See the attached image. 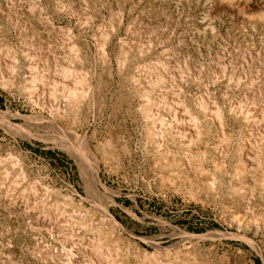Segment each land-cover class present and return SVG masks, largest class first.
Masks as SVG:
<instances>
[{"label":"rangeland","instance_id":"rangeland-1","mask_svg":"<svg viewBox=\"0 0 264 264\" xmlns=\"http://www.w3.org/2000/svg\"><path fill=\"white\" fill-rule=\"evenodd\" d=\"M53 25L60 28L59 33L53 32ZM104 42L106 57L100 51ZM235 42L251 60L247 61L250 67L262 61L254 72L248 70L243 81L249 82L255 72H264V0H0V110L25 130L0 124V264L94 263L79 239L85 236L98 245L91 229L112 230L114 225L103 215L104 206L122 226L121 257L132 259L136 252L156 258L158 264H173L180 254L209 264H264V187H254L251 180L258 175L261 153L255 141L262 134L253 131L252 122L241 126L228 121L233 135L225 166L230 169V164H237L238 155L233 152L243 136L246 146L254 149L243 157L248 167L244 189L232 195L226 187L213 184L221 179L215 166L226 147L217 119L208 122L202 114L198 116L200 132L185 144L183 130L175 132L181 120L171 118L165 107L155 106L149 115L142 114L141 104L146 101L129 92L134 84L147 86L148 70L159 69L163 63L174 83L162 84L161 94L173 87L183 104V70L188 72L198 63L197 81L193 84L188 77L186 82V104L199 94L221 102L220 86L208 73L218 64V54L228 50L223 64L228 68L225 81L229 78ZM40 43L52 54L47 63L50 73L58 54V63H67L65 67L79 77L84 73L92 86L81 108H66L60 118L55 106L44 108L42 98L33 102L28 90L41 73ZM49 97L55 99L51 93ZM189 107L191 114H199ZM82 133L89 137L91 155L101 161V181L107 186L102 192H94L83 179L82 173L90 172L92 156L86 151L82 162L77 158L75 142ZM60 140L74 142L72 150L62 147ZM203 155V188L177 180L183 168L180 163L171 165L172 159L193 157L195 166ZM163 156L169 161L165 165L159 163ZM237 180L228 175L224 184L234 185ZM54 206L72 216L64 224L65 235L24 214L27 209H40V221L49 220L48 210ZM96 244L101 253L107 249L102 242Z\"/></svg>","mask_w":264,"mask_h":264},{"label":"bare ground","instance_id":"bare-ground-1","mask_svg":"<svg viewBox=\"0 0 264 264\" xmlns=\"http://www.w3.org/2000/svg\"><path fill=\"white\" fill-rule=\"evenodd\" d=\"M59 29L55 28V26H54V28L52 30L54 33L57 34L60 32ZM132 35H134V34H132ZM129 42H130V40H129ZM238 43L235 42V46H234L235 52L230 57L231 58V62H230L231 63L230 64L231 65V75L229 76V78L225 81L228 68L226 69V67L224 65L225 63L223 62L229 56L228 50L221 51L218 54V57H217L218 58V62H217L218 64L212 68L213 71H211V73H210V71L208 73V74H210V78H212L211 80L214 79V81L216 83H218V85L220 86V91L222 92V95H223V101H221V102H219L215 97L213 99L211 97L212 95L210 96L209 94H207L205 97L202 94L201 95L199 94V95L192 96V98H190L188 101V102H190V104L189 105L186 104L187 103L186 100L188 99V96H189V95H187V93L185 91L186 90L185 86L187 87L186 82L189 80L188 77H191L194 79L193 84H195V82L197 81L195 78L197 77V74L199 72V70L197 69V66H196V65H198V63L197 64L193 63V65L191 64L192 66L189 65V66H191L190 70L188 68V65L186 64V66L188 68V72H185L183 70V104L180 101V99H181L180 93H178L177 90H176L177 93H176V91H172L173 87L171 88L172 90L165 91V93L161 94L162 93L161 90L165 89V88L162 89L161 85L162 84L168 85L170 83L169 80H171L170 79L171 77L169 78L170 73L168 74V71L170 69H167V67L165 65H162L163 64L162 61H161L162 64H159L160 65L159 69H156L154 67V69L152 68L153 70L151 72H150V70H148L149 73H147V74H149V76H148V83H147L148 85L146 84L147 86H143V84H141V83H140L141 85L134 84L133 89L131 91L129 90L130 94L134 93L137 97L141 96V97H143V100L146 101V102H142V104H141V106L145 107L142 114L149 115L150 110H152L151 112H153V108L155 106H157L158 109H159V107H165L168 110V112L172 114L173 117L170 116L171 118L181 120L180 126L179 125L177 126L178 130H176V127H175L176 131L175 130H173V131L179 132V134H180L181 130H183L182 133H183V140H184L185 144L191 143L192 140H194L195 136L197 138V134L200 132V130L198 128V124L200 123V122H198V119H199L198 116L199 117L202 116L203 119H205L208 122H211L214 118L217 119V122H218L217 127H219L218 129H219L220 134L222 136H224L223 141H226V147H225V149L223 148L224 149L223 152L221 150V154H222L221 162L217 163L215 166L217 170L221 171V174H222L221 179L218 182H216V180H213L214 181L213 184H215V185L217 184L219 188L226 187L228 190L231 191L232 195H238V194H240L241 190L244 189V184H245L244 174H246L245 173V171H246L245 166L246 165L243 164V161H244L243 157H245V156L247 157L249 155V153H252L254 151V149L248 148V146H246V142L244 140L246 135L243 136V140L237 145L236 149L233 152V153L238 155L237 164L236 165L230 164V169H229V166H228V168H227V166H225L227 156L231 152V148H232L231 147V140H232L233 131H232V129L231 130L228 129L229 119H233L235 122L239 123L241 126H243L245 124L248 125L249 122H252L253 131L256 132L258 135L262 134L261 138L257 139L255 141V144H256L259 152L261 153V155L258 159V162L256 163L257 169H258V175H257V178L255 177L256 179H251V180H253L254 187L255 186L256 187H258V186L264 187V72L261 75L259 73L255 72V76L254 75L252 76L253 79H251V81H249V82L243 81L244 78L248 76V70L249 71L252 70L254 72L258 67L259 68L261 67L260 65H261L262 61L261 62L257 61V62H259V63H257V66L254 65L253 67L252 66L250 67V65L248 64V62H249L248 56H245L244 50L241 51L242 47ZM41 44L42 43H40V45ZM105 44H106V42H104V47L103 48L101 47L102 50L100 49L103 57H106ZM126 46H128V45H126ZM126 46H124V47H126ZM259 50H260V47H259ZM247 51H249V50H247ZM262 51H264V49H262ZM240 52H242V53L244 52L243 53L244 55L240 54ZM38 53H39L38 55L40 56V60L39 59L38 60L40 61V65L42 66V68H41V66L39 65L41 68V73L37 77H35L34 79L31 80L32 86L28 87V90H30V93H32V94H30V97L32 99H34L33 102H36V100L38 101V99L42 98L43 100L41 101L40 105H42L44 108L47 106H50V105L55 106L57 109V118L64 116L63 114H64L66 108H68L72 111H75V110L81 108L84 101L89 97V94H91V91L89 88L91 86V84L89 86L88 81H87V76L86 75L84 76V73H82L83 75L82 76L80 75V77H79L78 76L79 73H77V71H74V72H76L75 75L78 76V77L75 76V78H74V76H73L74 72L70 71L72 68L69 69V67L68 68L65 67V66H67V63L65 66L62 65L61 63H58L59 58H60L58 54H57L58 56L56 55L57 57L55 56V59L58 58V61H56V63H53L54 69H53V72L51 71V73H50L48 71V69L50 67L49 66L47 67V65H48L47 63H48V60L50 59L49 56H51L52 54H49V50L44 45L40 46V51ZM64 54H66V52ZM66 56H68V55H66ZM68 57H70L69 59H71V56H68ZM249 57H251V56H249ZM75 58H77V57L75 56ZM72 59L70 61H72ZM54 60L53 61L51 60V61L55 62ZM190 61L192 62V60H190ZM250 62H251V60H250ZM54 64H56V65L54 66ZM156 67L158 68V66H156ZM172 68H174V67H172ZM187 68H186V70H187ZM172 71H171V73H172ZM179 71H180V69H179ZM176 72L177 71H175L174 74ZM118 73L120 74V71H118ZM199 73H201V72H199ZM179 74H177V75H179ZM257 74H259L260 76H258ZM179 76H182V75H179ZM173 77H175V76H173ZM50 79L53 80V83H52L53 88H52L51 92L48 89L49 82L51 81ZM199 79H200V77H199ZM248 80H249V78H248ZM38 81H39V83H38L39 85H37L38 87L34 88L33 85ZM168 81H169V83H168ZM135 83H137V82H135ZM52 86H49V88ZM160 86H161V88H160ZM48 92H50L51 95L55 96L54 97L55 99H51L50 98L51 96L49 97L50 93H48ZM207 92H209V91H207ZM46 95H48L47 98H46ZM204 97L206 98V101H205ZM62 102H65V104L63 103L64 105H62ZM175 103H176V105H174ZM36 104H38V102ZM189 106H193L194 107L193 109L197 110V112L199 114L198 115H195L194 113L191 114V107H189ZM51 109H53V108H51ZM51 109L49 108V110H51ZM159 114H160V112H159ZM11 117L12 116H9V114L7 112L0 110V124L3 127L7 128V129H13L14 131L17 130L19 132L25 131L23 128L24 126L14 123V121L12 120ZM154 117L156 118V114ZM41 119H43V118H41ZM177 120H175V121H177ZM180 122H178V123H180ZM160 123H163V122L160 121ZM58 125L59 124H57V126ZM160 132H161V130H160ZM170 135H171V133H170ZM259 140H261V146H259V144H260ZM61 141L62 140H60V142ZM62 142H63V143H61V144H63L62 147L67 148L69 150H72L71 148L74 145L73 144L74 142L71 143L69 140H63ZM75 144H76V148L74 147L76 149L75 153L77 155L79 162H82L83 158H85V156H83L84 152L86 153V151H89L91 149L88 135L86 133H82V134L78 135ZM188 152H186V153H188ZM91 154H92V152H90V155ZM162 158H164V156L161 157V159H159L160 164L165 165V163L169 162V161H167L166 158H164V159H162ZM192 158H190V161H189V159H187L186 157H183V161L180 160L178 162H177V159H172L170 164L175 165V164L180 163L181 167L183 168V173H179L180 175L178 174L179 176L176 177V178H178L177 180H180V181H187L188 180V181H190L191 186L196 187V189H200V188L204 187L203 186L204 185L203 184V181H204V174H203L204 171L203 170H204V162H205L206 157L204 155L202 157H200L201 159H199V162L195 166L192 165V162H191ZM88 162H90V172L86 171V172L82 173L83 179L88 184L90 189H92L94 192L95 191L100 192L102 188L107 187V186H104L102 184V181H101V176H100L101 161H100V159H98V157L92 156L91 161H88ZM84 169H85V165H84ZM193 173H194V176L191 175ZM228 175L236 176L238 178L237 183L234 185L229 184L228 186H226L227 183L225 185L224 180H225V177ZM167 178L171 179L170 176H168ZM211 179H212V177H211ZM31 188H30V190H31ZM37 191L40 192V191H42V189L40 190V188H39V190L37 189ZM37 191L35 190L34 193ZM45 192H47L46 189H45ZM18 193H20V192H18ZM22 193H24V192H22ZM23 196H24V194H23ZM33 196H36V195H33ZM11 197H12V195H11ZM41 197H42V194H41ZM41 197H39V199H37L36 197L35 198L37 200H40ZM23 199L25 200V198H23ZM27 199L28 198L26 196V200ZM41 200H42V198H41ZM13 202H16V201H13ZM29 202H30V200H29ZM36 204H38V203H36ZM40 205H41V203H40ZM6 206H7V204H6ZM33 206L36 208V205H33ZM60 206H57L58 208H56L55 206H54L55 208H51V207H50V209L48 208L49 209L48 211L50 214V217H48L49 220L43 219L40 221V215L41 214L39 215L40 211L38 212V210H40L41 208L38 206H37V208H40V209L35 210V209L30 207L32 210L27 209V210H25L24 214H26V216L30 219L34 218L33 222L35 219L39 220L37 222H39L42 226H45L47 228L52 227L53 229L57 230L58 233H61L60 231H62V234H63L64 233L63 231L66 230L64 228V224H66L65 222H67L70 219L71 215H69L68 213L63 211L62 209H64V208H59ZM64 206L65 205H63V207ZM18 207H19V205H18ZM44 207H45V204H44ZM108 207L104 206L102 211L104 213L103 215L106 217L108 222H110V224L112 223L114 225L112 230H110V231L104 230V228H98V227L91 229L92 231H94L96 233L95 239L97 241H99L98 245L100 246V242H102L105 245V247L107 248L106 249L103 247L104 249H106L105 252L101 253L100 248L95 247V244L98 242L92 241L88 237H87L88 239H86L85 236H83L82 238L80 237L81 239H79V246H83L84 248H86V250L89 249V251H90L89 254H90V259H91L90 261H93L95 264H152V263H154L156 258L150 259L149 256H147L146 254L141 255L140 253L137 254L136 252H135V255L132 259L128 258V257H124V256L121 257V255L123 253L119 254L118 251L120 250V247L118 245L120 244V242L122 240L121 235H120V229H122V226L112 217L113 215H111L110 212L108 211ZM21 211H24V210H21ZM44 216H46V214ZM71 221H73V220H71ZM67 228H68V226H67ZM63 235H65V234H63ZM187 235H189V234H187ZM108 238H110V243L114 244V248H110L109 242L107 240ZM76 241H78V240H76ZM76 245H78V242ZM106 245H108V246H106ZM112 249H114V252ZM94 263H92V264H94ZM156 264H158V263H156ZM159 264H164V263L161 262ZM166 264H172V263H166ZM173 264H209V263H206L205 261H202V260L198 261V259L196 257H194V261H190V260L186 259L185 257L180 256V254H179V256L176 257V260Z\"/></svg>","mask_w":264,"mask_h":264}]
</instances>
